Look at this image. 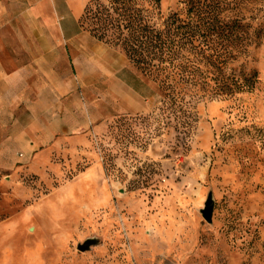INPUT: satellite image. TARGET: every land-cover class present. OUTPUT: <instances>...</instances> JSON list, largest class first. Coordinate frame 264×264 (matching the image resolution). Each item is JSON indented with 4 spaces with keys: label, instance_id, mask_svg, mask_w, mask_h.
Segmentation results:
<instances>
[{
    "label": "rangeland",
    "instance_id": "obj_1",
    "mask_svg": "<svg viewBox=\"0 0 264 264\" xmlns=\"http://www.w3.org/2000/svg\"><path fill=\"white\" fill-rule=\"evenodd\" d=\"M178 8L162 0L163 16ZM259 23L256 84L200 102L189 141L166 127L158 87L132 66L145 110L103 107L100 133L60 136L0 169V264H264V14Z\"/></svg>",
    "mask_w": 264,
    "mask_h": 264
},
{
    "label": "crops",
    "instance_id": "obj_2",
    "mask_svg": "<svg viewBox=\"0 0 264 264\" xmlns=\"http://www.w3.org/2000/svg\"><path fill=\"white\" fill-rule=\"evenodd\" d=\"M86 0H0V169L60 136L100 133L107 115L146 109L121 47L82 30Z\"/></svg>",
    "mask_w": 264,
    "mask_h": 264
},
{
    "label": "trees",
    "instance_id": "obj_3",
    "mask_svg": "<svg viewBox=\"0 0 264 264\" xmlns=\"http://www.w3.org/2000/svg\"><path fill=\"white\" fill-rule=\"evenodd\" d=\"M162 13V0H88L82 30L121 47L131 65L158 87L166 127L189 141L205 99H231L251 91L258 71L249 68L260 44L264 9L256 0H178ZM157 129H160L157 128Z\"/></svg>",
    "mask_w": 264,
    "mask_h": 264
},
{
    "label": "water",
    "instance_id": "obj_4",
    "mask_svg": "<svg viewBox=\"0 0 264 264\" xmlns=\"http://www.w3.org/2000/svg\"><path fill=\"white\" fill-rule=\"evenodd\" d=\"M202 214H203V217L205 218V220H207L208 222L212 221L213 205H212V199L211 198L207 199V201L205 203V207L202 210ZM93 244H95L94 239H87L83 243L78 245V249L80 251H86V250L90 249V247Z\"/></svg>",
    "mask_w": 264,
    "mask_h": 264
}]
</instances>
